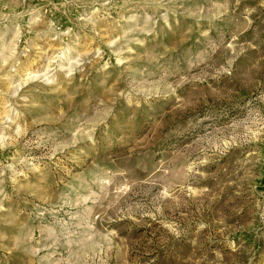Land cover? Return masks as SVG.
<instances>
[{
	"label": "rangeland",
	"instance_id": "obj_1",
	"mask_svg": "<svg viewBox=\"0 0 264 264\" xmlns=\"http://www.w3.org/2000/svg\"><path fill=\"white\" fill-rule=\"evenodd\" d=\"M0 264H264V0H0Z\"/></svg>",
	"mask_w": 264,
	"mask_h": 264
}]
</instances>
